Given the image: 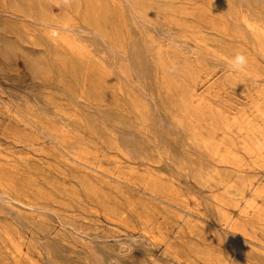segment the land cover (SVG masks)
I'll use <instances>...</instances> for the list:
<instances>
[{
    "label": "rangeland",
    "instance_id": "rangeland-1",
    "mask_svg": "<svg viewBox=\"0 0 264 264\" xmlns=\"http://www.w3.org/2000/svg\"><path fill=\"white\" fill-rule=\"evenodd\" d=\"M0 264H264V0H0Z\"/></svg>",
    "mask_w": 264,
    "mask_h": 264
},
{
    "label": "clouds",
    "instance_id": "clouds-1",
    "mask_svg": "<svg viewBox=\"0 0 264 264\" xmlns=\"http://www.w3.org/2000/svg\"><path fill=\"white\" fill-rule=\"evenodd\" d=\"M247 58L243 54L237 53L230 61L229 67L233 71H242L247 66Z\"/></svg>",
    "mask_w": 264,
    "mask_h": 264
},
{
    "label": "bare ground",
    "instance_id": "bare-ground-1",
    "mask_svg": "<svg viewBox=\"0 0 264 264\" xmlns=\"http://www.w3.org/2000/svg\"><path fill=\"white\" fill-rule=\"evenodd\" d=\"M211 88V87H210ZM236 116V115H235ZM261 163V162H260ZM230 221V220H229ZM167 247V246H166ZM164 255V254H163Z\"/></svg>",
    "mask_w": 264,
    "mask_h": 264
}]
</instances>
